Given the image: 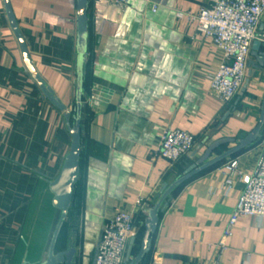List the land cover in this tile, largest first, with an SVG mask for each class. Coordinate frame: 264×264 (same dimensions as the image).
<instances>
[{
  "label": "crops",
  "instance_id": "0c3cea01",
  "mask_svg": "<svg viewBox=\"0 0 264 264\" xmlns=\"http://www.w3.org/2000/svg\"><path fill=\"white\" fill-rule=\"evenodd\" d=\"M9 2L33 68L71 111L77 0ZM204 7L205 0H90L79 179L57 244V252L75 247L76 264H94L102 228L122 213L135 220V256L146 214L164 185L211 145L233 141L208 161L233 149L259 123L264 70L251 66V54L232 103L223 105L211 90L224 51L188 19ZM263 34L264 16L257 36ZM166 131L195 138L176 165L157 155ZM261 141L175 190L142 264H264V218H240L228 249L216 252L243 192L242 178L255 170ZM70 142L64 114L41 98L25 70L0 0V264L46 260L60 218L49 183L60 173ZM233 162L235 175L228 171Z\"/></svg>",
  "mask_w": 264,
  "mask_h": 264
},
{
  "label": "built area",
  "instance_id": "2783aa9c",
  "mask_svg": "<svg viewBox=\"0 0 264 264\" xmlns=\"http://www.w3.org/2000/svg\"><path fill=\"white\" fill-rule=\"evenodd\" d=\"M95 4H126L129 0H92ZM156 12V7L152 8ZM264 16V0H205L198 15L188 17L197 31L224 51V61L211 78V90L223 105H229L240 92L249 63L251 48ZM195 145V138L182 131H166L158 157L176 165ZM254 172L242 178L244 189L232 212L222 237L216 245L218 254L228 249V242L240 218H264V131ZM237 163L228 166L235 175ZM230 185V181L228 182ZM135 237L132 215L119 214L103 227L94 264H125L130 240Z\"/></svg>",
  "mask_w": 264,
  "mask_h": 264
},
{
  "label": "water",
  "instance_id": "95a60500",
  "mask_svg": "<svg viewBox=\"0 0 264 264\" xmlns=\"http://www.w3.org/2000/svg\"><path fill=\"white\" fill-rule=\"evenodd\" d=\"M90 0H77L76 7V22H77V40H76V83H75V101L71 111L59 102L53 95L52 91L46 87L45 82L41 79L38 73L33 68L25 39L18 27V23L13 14L9 0H4V8L11 32L19 47L22 61L27 74L33 83L41 92V98L47 101L52 107L64 114V119L67 123L70 135L69 152L64 160L58 176L50 181L49 190L53 195L52 206L60 212L59 221L53 232L47 258L40 264H76V249L73 246L68 247L64 251L57 252L58 240L67 219L70 208L73 203L75 189L79 179V164L81 154V118L84 103V85H85V68H86V52H87V39H88V10ZM262 31V30H261ZM252 48L251 57L255 63L251 66L254 69L264 70V34L261 36L256 35ZM72 121V122H71ZM264 130V101L261 111V116L258 125L252 133L244 140L240 141L237 146L220 155L212 161H208L211 154L216 151L220 146L232 143V140H222L207 148L202 158L194 165L188 167L180 177H178L171 184L164 185L160 195L155 201L154 205L146 214V219L143 223V237L139 246L137 254L134 256L133 251L135 247L136 238L133 237L128 245L125 264H142L149 256L153 238L158 229L160 214L166 206L169 197L179 188L182 184L195 177L204 170L218 164L219 162L237 154L238 152L254 146L262 139V131ZM103 228L100 233V238ZM99 238V241H100ZM98 246V245H97ZM97 253V249H96ZM95 253V257H96ZM28 264V263H24Z\"/></svg>",
  "mask_w": 264,
  "mask_h": 264
}]
</instances>
